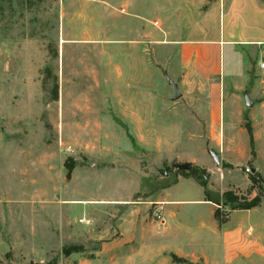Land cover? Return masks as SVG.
<instances>
[{
	"label": "rangeland",
	"instance_id": "374dc122",
	"mask_svg": "<svg viewBox=\"0 0 264 264\" xmlns=\"http://www.w3.org/2000/svg\"><path fill=\"white\" fill-rule=\"evenodd\" d=\"M135 1L138 9H143L144 1L155 0ZM95 3L0 0V264H210L201 256H127L131 249L136 251L137 245L127 244L131 233L124 223L128 222L125 206L114 201L126 194V185L143 178L141 171L163 178V184L172 182L167 170L175 162L155 166L158 159L151 151L155 142L161 144L163 153L170 151L177 159H193V154L203 162L209 154L206 151L219 156L218 167L227 170L223 176L212 174L211 184H207L219 219L229 216L219 230L251 225L254 236L264 239V201L252 210L231 212L232 206L225 203L221 193L228 187L237 197L250 200L260 194V199L264 198V71L257 68L264 63V46L247 45L233 55L236 60L232 68L239 75L227 77L221 73L220 66L222 71L224 66L227 70L229 63L225 52L221 65L218 58L215 77L198 80L194 76L185 81L175 52L169 54L156 47L159 37L128 35L120 29L125 25L120 18L129 17L123 7ZM62 14L67 17L64 35L60 31ZM98 16L103 31L96 38ZM147 23L156 27L152 18ZM129 26L134 27L131 23ZM181 38L191 39H168ZM161 39L166 41L165 37ZM134 44L145 46L146 51L138 55L120 47ZM142 55L147 68L146 93L162 100V110H157L159 118L149 108L151 99L147 97L145 124L160 132L124 131L105 100V82L120 77L125 63L142 60ZM169 61L168 73L165 66ZM213 81L223 90L222 99L230 107L231 116L226 119L225 115L222 127L218 117L217 129L209 132L197 105L200 85L207 93ZM171 83L181 94L176 100ZM245 97L250 107H246ZM246 124L252 129L253 156ZM72 126L85 130H64ZM210 138L216 139L217 148L206 146ZM137 140L145 151L136 146ZM229 141L231 148L226 147ZM127 143L140 154L137 166L131 169L112 155ZM257 159L263 174H258L260 192L250 187L243 190L247 184L245 168L254 173L251 162ZM65 163L73 168L69 180ZM235 163L241 166H233ZM90 170L95 176L91 182ZM163 173L168 176L163 177ZM138 197L130 199L129 204H138ZM198 213L206 222L212 220L208 207ZM113 240L115 245L109 243ZM64 248L73 252L65 256ZM213 249H207L205 256L215 263L219 256ZM227 264L248 263L241 260Z\"/></svg>",
	"mask_w": 264,
	"mask_h": 264
},
{
	"label": "crops",
	"instance_id": "0c3cea01",
	"mask_svg": "<svg viewBox=\"0 0 264 264\" xmlns=\"http://www.w3.org/2000/svg\"><path fill=\"white\" fill-rule=\"evenodd\" d=\"M144 2L143 9H138L135 0H96L95 4H117L123 7L129 17L120 18L125 21V25L121 26L120 29L128 35L159 37L160 40H156L158 42L156 47L169 54L175 52L174 57L175 59L179 58L185 81L194 76L198 77V80H208L215 77L217 75L218 58H220L221 65V56L223 53L224 58L225 52L229 56V63L226 67L227 70L224 66L222 71V66H220L221 73L223 72L227 77L239 75L241 73H236L232 68L233 59L236 60L233 55L240 54L241 51L246 49L247 45L264 46V0H155ZM150 18L156 21V27L148 25L147 21ZM66 20L67 17L62 14L60 18L62 35L65 34ZM179 21H181V24L178 23ZM95 22L97 23V32L95 33L97 38L101 36L100 34L103 31L102 26L98 24L99 16L95 19ZM130 23L134 27L131 28ZM163 37L166 38L165 42H161ZM177 37H189L191 39H168ZM120 47L129 50V52H137L138 55H140V52L146 51L145 46L135 44ZM142 58V60L137 61L128 60L125 63V71L120 77L105 82L107 90L105 100L110 102L113 114L117 117L115 118L125 127L124 131L129 133L160 132V129L147 128L145 124L147 97L151 99L149 108L153 109V114L155 117L158 114L159 118H161L159 112L162 110V100L158 97L154 99L153 94L146 93L147 68L143 55ZM170 61L165 66L168 73ZM258 70L264 71L259 68ZM127 76L131 77L130 81L127 80ZM60 83H62V77ZM131 87L133 91H131ZM199 91L197 113L199 116L206 118L205 123L209 126V132H212L217 129L218 117L220 118L221 127L225 115L226 119L230 118V107L228 109L222 99L224 92L219 88L218 82H211L207 93L202 91L201 85ZM155 100L156 103L157 101L159 103H154ZM157 110L160 111L157 112ZM253 117L254 115H252V121L255 120V117ZM62 119L64 120V114L61 111ZM255 124L257 126L258 123ZM62 126L64 127L63 123H61V128ZM66 129L64 128L66 132H78L79 130L78 126ZM81 130H85V128L80 127L79 131ZM221 137H225L224 132ZM209 145L215 148L218 147L214 138H210L206 146ZM231 145L230 142L226 147L231 148ZM136 146L145 151L138 140ZM151 149L153 155L158 159V162L154 164L155 166L162 165L166 161L169 164L172 162H175L173 164L189 163L192 166L206 170L209 174L208 182L210 184L212 174H222L223 176V171L227 170L218 167L221 161L216 164L207 151L208 155L204 156L206 160L201 162L199 157L194 158L193 154L190 156L193 159L184 160V158L177 159L172 153H169L170 151L163 153L159 142H155ZM112 155H115L117 159L120 158L124 162L123 165L129 167V169L137 166L138 157H140V154L137 155V152L129 143L124 144L121 152H115ZM163 156H165L164 160ZM249 161V158L246 159V162ZM233 166H241V163H235ZM251 166L254 173L263 177L258 159L253 160ZM87 172L85 170L84 173ZM228 172L231 171L228 170ZM139 173L143 174V178L137 177L138 180L135 183L130 184V186L126 185L128 187V189H124L126 194L122 195L119 201L113 200L114 203L125 206V220H128V222L124 223L130 226L128 231L131 233L127 244L129 246L137 245L136 251L131 249L127 256H182L184 258L201 256L210 264H227L231 261L241 260L248 264H264V239L254 236V229L251 225L238 226L232 230L223 227L220 231V225L226 224L229 216L223 223L217 220L215 217V204L207 201L204 189L197 180L177 176L176 180L172 177L171 183L163 184V178L147 176L144 171ZM89 175V182H91L95 176H92L91 170ZM245 177L247 184L243 190L248 187L251 188L249 177L247 175ZM143 180H146V182L143 183ZM164 181H166L165 178ZM226 192H231V189L224 188L221 192L222 196ZM134 196H139L138 200L140 202L129 204L130 199ZM263 201L264 198L260 199V204ZM157 205H162L163 209L165 224L162 226L153 221L151 216L152 210ZM203 207L209 208V215L212 218L210 222H206L204 216L198 213ZM109 243L115 245L114 240ZM210 247L214 248L213 250L219 256V261L215 263L205 256V251Z\"/></svg>",
	"mask_w": 264,
	"mask_h": 264
},
{
	"label": "trees",
	"instance_id": "16d2710c",
	"mask_svg": "<svg viewBox=\"0 0 264 264\" xmlns=\"http://www.w3.org/2000/svg\"><path fill=\"white\" fill-rule=\"evenodd\" d=\"M244 129L247 133L248 136V140H249V147H250V155L253 156V135H252V129L251 127L246 124L244 126ZM65 169H66V179L69 180L71 173L73 171L72 166H68L67 163H65ZM169 171V168L168 170ZM172 175V174H171ZM173 178L176 180L177 176H180L182 178H192L195 179L199 182V184L201 185V187L204 189V195L205 198L207 199V201L211 202V197H210V193L207 192V182L209 179V175L206 172V170L201 169L199 167H195L192 166L191 170L188 172H178L175 175H172ZM256 176L259 178V176L256 174ZM174 180V181H175ZM249 180L251 182V188L254 187V178L252 176L249 177ZM260 180V179H259ZM223 198L225 199V203L230 204L232 206V211H248L251 209L256 208L259 204H260V194H257L254 198L248 200V198H246L245 196H240L237 197L234 194H232L231 192H226L223 194ZM215 217L217 218V220L220 223L225 222L226 220H220L219 216L217 215L216 211H215ZM63 254L65 256H68L70 253H72L73 251H69L68 249L64 248L62 250ZM30 264H39V263H30ZM46 264H56L55 261L52 262H48Z\"/></svg>",
	"mask_w": 264,
	"mask_h": 264
},
{
	"label": "water",
	"instance_id": "95a60500",
	"mask_svg": "<svg viewBox=\"0 0 264 264\" xmlns=\"http://www.w3.org/2000/svg\"><path fill=\"white\" fill-rule=\"evenodd\" d=\"M171 84H172L173 94H174L173 99L176 100L180 97V94H179L176 86L173 83H171ZM245 105H246V107L251 106V103L247 97H245ZM208 153L213 158V160L216 164L220 163L219 157L217 155H215L214 153H212L210 151H208ZM191 167H192V165L189 163L172 164L169 167V172H170V174L175 175L176 173L181 172V171L188 172L191 170ZM167 175H168V173H163V176H167Z\"/></svg>",
	"mask_w": 264,
	"mask_h": 264
},
{
	"label": "built area",
	"instance_id": "2783aa9c",
	"mask_svg": "<svg viewBox=\"0 0 264 264\" xmlns=\"http://www.w3.org/2000/svg\"><path fill=\"white\" fill-rule=\"evenodd\" d=\"M258 68L260 70H264V63H260L258 65ZM245 174L247 176L251 175L254 178V184L255 185H254L253 189H256L258 192H260L261 182H260L259 178L256 175H254V173H252L250 168H248V167L245 168ZM151 216H152L153 221L157 222L158 224H160V225L165 224V219L163 217L162 205H157V207L152 210Z\"/></svg>",
	"mask_w": 264,
	"mask_h": 264
}]
</instances>
